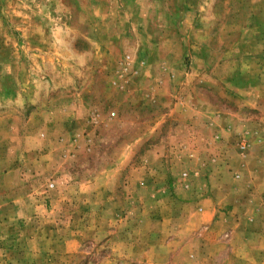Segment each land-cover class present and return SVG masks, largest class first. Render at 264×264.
<instances>
[{
    "label": "rangeland",
    "instance_id": "rangeland-1",
    "mask_svg": "<svg viewBox=\"0 0 264 264\" xmlns=\"http://www.w3.org/2000/svg\"><path fill=\"white\" fill-rule=\"evenodd\" d=\"M91 45L102 61L71 63ZM73 87L93 104H73ZM197 109L234 128L207 221L211 201L180 191L187 173L172 161L170 134L185 125L166 116L159 129L174 110ZM156 124L117 183L122 146ZM107 174L113 192L131 175L140 186L166 176L172 189L141 193L148 216L119 237L156 226L154 262L105 243L117 214L101 210ZM0 264H264V0H0Z\"/></svg>",
    "mask_w": 264,
    "mask_h": 264
},
{
    "label": "crops",
    "instance_id": "crops-1",
    "mask_svg": "<svg viewBox=\"0 0 264 264\" xmlns=\"http://www.w3.org/2000/svg\"><path fill=\"white\" fill-rule=\"evenodd\" d=\"M97 53L98 52L94 50L92 45L90 49L85 52L72 50L71 60H73V62L71 63L78 64L83 59L84 61H86L85 63H87L89 60H95V59L102 61L103 55L99 54V56H97ZM32 83H34V81ZM33 87L37 88V85L33 84ZM73 88L75 92V96L72 95V99L74 101L73 104L76 105V103L82 102L86 105L85 108H88L90 104L91 105L93 104V102L91 103L89 101L86 88L85 89H78V87L77 89L76 87ZM67 97L70 98L69 96ZM189 100L191 101L190 96H189ZM214 112H216L217 115H215L216 113ZM166 116L171 117L170 119L172 120H178L180 126L184 124L186 127L184 133L175 132L173 134H170L172 139L171 144L173 145V148H171L170 150L171 152H175V154L173 153L174 158L172 159V161L177 160L176 161L177 168H180L182 172L187 173V180L185 181L186 184L184 185V188H182V186L179 188L180 191L183 190L185 196H196L197 198L203 199V202H207L206 203L207 206L210 205L209 202L211 201L210 210L204 209L203 211L202 209L203 213L200 220L207 221L210 218V216H213L214 213H216L215 209L219 206L218 205L219 201L216 200L220 192V182H218V180L220 177L221 170L222 168H224V166L221 162L222 158L219 155L218 149L220 146H224L225 143H228V141L232 140L233 138L232 132H234V128L230 127V129H225L226 126L225 123H227V121L225 120H227L230 116L226 117L222 113L213 110L201 111L197 109V111L195 112H190L188 110L187 112L186 111L183 112L182 110H180L179 112L178 110H174V112H171L163 116V119L160 121L161 124L159 129L163 128V124ZM75 117L76 115H74V117H72L71 119H74ZM158 125L159 124H156L155 126L150 127L143 136L139 138H133L130 142L122 146L123 152L120 156V159H118L117 164H115V167H117L115 170L117 173L115 179L117 180V183H119L121 171L124 169L125 165H127V157L130 155V153L134 152V150L140 147L141 145L140 142H142V139L144 138L145 135L149 137L156 132V130L158 129ZM155 150H156V145L152 146V148L147 151L146 153L147 156L145 155V157H148V159L146 158V167L148 168L149 173H151V175H156L158 170V166L154 164V161L158 159V155L156 154L152 155L155 152ZM177 154L180 155L179 159H177L178 158ZM152 157L153 159H151ZM180 164H182V166ZM141 166L142 167H140V169L146 168L144 167L145 164L144 165L141 164ZM163 170L167 173V171H173V167L171 168V170L170 169L167 170L166 168H164ZM205 177L207 178L206 180ZM115 180L111 179L110 174H107L103 180V182L105 183V189L103 191V195H105L104 197L105 202L101 203V210L103 211V213L104 212L107 213L109 207H111L112 204H114L116 208L115 210L117 211L116 218L110 220L112 222L110 227L115 226L113 227L114 230L110 232L109 235L111 236L109 237V239L105 241V243L111 242L112 244L115 245L113 251H117V254L112 253V255H117L119 257L121 255L120 254L121 253L120 247H122L121 244L123 246L129 245L131 250L134 251V252L131 251L132 254H129L130 256L152 257L150 259H143V260H145V262L147 263L154 262L155 260L153 256L155 255L153 253L154 251L153 249L155 248L157 242L155 240L156 237L153 236V233L155 231V228H157L156 226L151 224V226L147 228V232H149L147 236L144 234L141 235V236H145L142 238L134 236L132 239L129 240L130 243L125 241L124 238H123L124 240H122L119 237H122L120 234H123L128 229L129 226H133V227H129L130 229L127 230V233H129L132 230L136 232L134 228L138 227L139 219L141 218V216L142 215L144 217L148 216L146 213L144 212L140 213L139 211L138 199L141 193L145 197L147 196L149 198L154 196L157 197L160 195V193L166 194L167 192H169V189L172 188L163 187L161 185L163 183L165 184L166 176H163V178L161 176V181L157 182L156 185L153 182L152 185L149 182H147V184L144 182L142 186H140L139 180H137L134 175H131V178H129L130 185L124 186V189L120 192L119 191L113 192L109 186H111V184L114 183ZM167 182H169V178ZM203 182H206L208 184V185L206 184L205 188H203L204 187V185H202ZM119 186L121 185L118 184V187ZM144 186L145 188H141ZM239 197L240 196H238L237 193L234 194L232 199L230 198V201L231 202L233 201L232 204H235V202H237L236 200H238ZM130 203H131V207L129 208ZM121 205L131 210L128 211L127 213L125 212L123 213V207H121ZM237 205L238 204H236V206ZM130 214L133 215H131L130 217L129 216ZM125 224L127 225L125 226ZM102 226L105 225L102 224ZM160 227L163 230L166 228V226H160ZM186 227H195L194 229L196 230L197 229L208 230L210 226H183V228ZM108 229L110 228L108 227ZM109 231L110 230H108L107 233ZM134 231H132L133 234ZM147 232L142 231V233H147ZM137 233H141V230H137ZM115 238L116 241L113 242ZM170 245L171 244L167 246L168 249L165 251L167 252L172 251V249L169 248L171 247ZM163 247L165 249L166 246L163 245ZM123 256L124 255H122V257Z\"/></svg>",
    "mask_w": 264,
    "mask_h": 264
}]
</instances>
